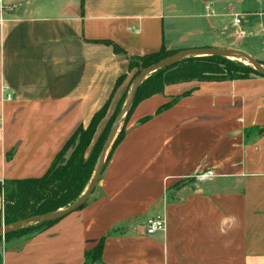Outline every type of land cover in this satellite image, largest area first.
<instances>
[{"label":"crops","instance_id":"0c3cea01","mask_svg":"<svg viewBox=\"0 0 264 264\" xmlns=\"http://www.w3.org/2000/svg\"><path fill=\"white\" fill-rule=\"evenodd\" d=\"M162 47L264 63V0H0V182L41 176L112 92L98 136L130 59ZM121 126L84 205L2 237L0 264H84L101 240L92 264H264L263 76L165 85Z\"/></svg>","mask_w":264,"mask_h":264},{"label":"trees","instance_id":"16d2710c","mask_svg":"<svg viewBox=\"0 0 264 264\" xmlns=\"http://www.w3.org/2000/svg\"><path fill=\"white\" fill-rule=\"evenodd\" d=\"M113 49L115 52H123L115 45H113ZM177 51L167 50L162 47L156 52L131 58L129 61V69L136 67L137 71L130 78L125 93L116 104L114 111L98 136L94 137L96 127L106 115L112 92L106 102L92 115L88 125L85 128L79 126L65 141L55 154L47 170L41 176L9 179L0 182V193L3 196L0 225L1 223L8 224L29 216L55 211L74 202L82 194L89 182L98 153L101 150L117 112L122 107L132 79L139 73L140 69L170 56ZM260 63L264 64L263 62ZM253 76L264 77L263 74L257 72L250 65L235 59L209 55L188 56L175 64L159 69L147 76L138 86L125 119L140 100L162 91L165 85L192 80L219 81L245 79ZM123 78V76L117 78L115 87L118 86ZM123 135L124 128L121 126L109 147L102 171L113 149L122 139ZM67 152H69L68 155ZM83 205L84 203L79 208ZM58 219L29 225L0 236V240L2 237L6 240L11 236L39 230L53 224ZM101 244L102 240L95 248L85 252L84 264H92L99 259V247Z\"/></svg>","mask_w":264,"mask_h":264},{"label":"water","instance_id":"95a60500","mask_svg":"<svg viewBox=\"0 0 264 264\" xmlns=\"http://www.w3.org/2000/svg\"><path fill=\"white\" fill-rule=\"evenodd\" d=\"M204 55L222 56V57H226L230 59H235L242 63L250 65L257 72L264 75V65L258 62V60L250 56L245 51L234 49V48H218V47H201V48H189V49L178 50L172 55L167 56L153 64L148 65L145 68L140 69L139 73L132 79L128 92L126 94L125 100L122 104V107L117 112L108 130L107 136L96 158V162L94 165L92 175L89 179L88 184L85 187V190L82 192V194L74 202H72L70 205L66 207L59 208L55 211H50V212L22 218V219L10 222L8 224H1L0 225V236H3L7 233L17 231L21 228L27 227L32 224H36L39 222L52 221V220L61 218L64 215L79 208L88 199L89 195L91 194L95 185L97 184V181L100 177L102 168L105 163V158L109 150V147L112 144L119 127L124 121L125 116L128 113L132 105L135 93L140 83L151 73L159 69L165 68L167 66H170L172 64H175L183 58H186L188 56H204Z\"/></svg>","mask_w":264,"mask_h":264},{"label":"built area","instance_id":"2783aa9c","mask_svg":"<svg viewBox=\"0 0 264 264\" xmlns=\"http://www.w3.org/2000/svg\"><path fill=\"white\" fill-rule=\"evenodd\" d=\"M239 22L238 18L234 19V24H237ZM4 91V90H3ZM10 94L6 93L5 98L10 99ZM212 172L208 171L207 173L203 174H198L197 178L202 179L206 178L208 175H211ZM165 228V217L163 213L157 212L154 215L148 216L145 220V232L147 234H154L160 231H163Z\"/></svg>","mask_w":264,"mask_h":264},{"label":"rangeland","instance_id":"374dc122","mask_svg":"<svg viewBox=\"0 0 264 264\" xmlns=\"http://www.w3.org/2000/svg\"><path fill=\"white\" fill-rule=\"evenodd\" d=\"M245 64V63H244ZM264 65V64H263ZM137 71V68L136 67H133L132 69H131V74H130V76L132 77L133 75H134V73ZM128 89H129V87H128ZM128 92V91H127ZM111 116V115H110ZM109 116V117H110ZM109 119V118H108ZM107 119V120H108ZM107 120H106V122H107ZM118 132V131H117ZM70 152V151H69ZM69 152H67V155L69 154ZM2 224V223H1Z\"/></svg>","mask_w":264,"mask_h":264}]
</instances>
